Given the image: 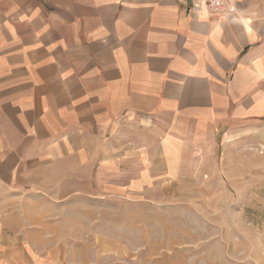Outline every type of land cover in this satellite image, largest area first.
Listing matches in <instances>:
<instances>
[{
    "label": "crops",
    "instance_id": "crops-1",
    "mask_svg": "<svg viewBox=\"0 0 264 264\" xmlns=\"http://www.w3.org/2000/svg\"><path fill=\"white\" fill-rule=\"evenodd\" d=\"M192 2L0 0V251L42 250L74 196L145 199L153 172L182 187L264 123V0Z\"/></svg>",
    "mask_w": 264,
    "mask_h": 264
},
{
    "label": "rangeland",
    "instance_id": "rangeland-1",
    "mask_svg": "<svg viewBox=\"0 0 264 264\" xmlns=\"http://www.w3.org/2000/svg\"><path fill=\"white\" fill-rule=\"evenodd\" d=\"M216 144L182 187L153 172L145 199L56 204L40 246L48 249L32 250V235L22 251H0V264H264V123H243ZM30 222L32 231L44 223Z\"/></svg>",
    "mask_w": 264,
    "mask_h": 264
},
{
    "label": "built area",
    "instance_id": "built-area-1",
    "mask_svg": "<svg viewBox=\"0 0 264 264\" xmlns=\"http://www.w3.org/2000/svg\"><path fill=\"white\" fill-rule=\"evenodd\" d=\"M239 0H193V8L195 13L206 8L216 14H225L234 16L237 11Z\"/></svg>",
    "mask_w": 264,
    "mask_h": 264
}]
</instances>
